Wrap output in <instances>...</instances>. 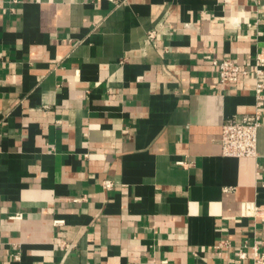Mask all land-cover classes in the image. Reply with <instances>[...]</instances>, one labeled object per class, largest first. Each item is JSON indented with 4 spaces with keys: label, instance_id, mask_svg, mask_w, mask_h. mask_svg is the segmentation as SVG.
Returning <instances> with one entry per match:
<instances>
[{
    "label": "crops",
    "instance_id": "crops-1",
    "mask_svg": "<svg viewBox=\"0 0 264 264\" xmlns=\"http://www.w3.org/2000/svg\"><path fill=\"white\" fill-rule=\"evenodd\" d=\"M263 50L264 0H0V264H254L264 126L221 135L259 100L212 59Z\"/></svg>",
    "mask_w": 264,
    "mask_h": 264
},
{
    "label": "built area",
    "instance_id": "built-area-1",
    "mask_svg": "<svg viewBox=\"0 0 264 264\" xmlns=\"http://www.w3.org/2000/svg\"><path fill=\"white\" fill-rule=\"evenodd\" d=\"M157 34V30L149 31L147 42L155 44ZM212 62L216 68L219 80L223 84L236 85L244 77H252L254 79L255 96L259 100L255 111L243 114L241 117L230 116L225 118L222 123L221 144L222 152L225 156L258 158V132L264 126V114L261 108V102L264 101V50L259 51L253 62L250 61L245 66L237 63L231 57L213 58ZM103 184L106 188H111L113 181L104 180ZM260 208V206L256 207L257 212ZM16 216L19 217L20 214ZM227 246L230 247L229 241L221 240L216 245V249L222 251ZM249 249H252L254 264H264V250L260 249L257 242L252 246L245 242L238 249L236 255L240 259H247L249 257Z\"/></svg>",
    "mask_w": 264,
    "mask_h": 264
}]
</instances>
